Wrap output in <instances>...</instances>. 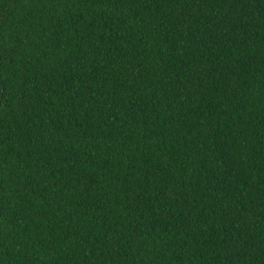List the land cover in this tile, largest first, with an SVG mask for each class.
I'll return each instance as SVG.
<instances>
[{
    "label": "trees",
    "instance_id": "16d2710c",
    "mask_svg": "<svg viewBox=\"0 0 264 264\" xmlns=\"http://www.w3.org/2000/svg\"><path fill=\"white\" fill-rule=\"evenodd\" d=\"M0 264H264V0H0Z\"/></svg>",
    "mask_w": 264,
    "mask_h": 264
}]
</instances>
